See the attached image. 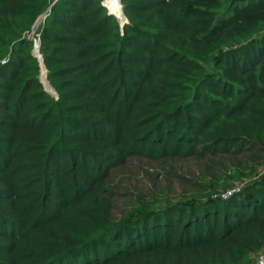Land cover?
<instances>
[{"label":"trees","instance_id":"16d2710c","mask_svg":"<svg viewBox=\"0 0 264 264\" xmlns=\"http://www.w3.org/2000/svg\"><path fill=\"white\" fill-rule=\"evenodd\" d=\"M47 2L0 0V264H246L264 176L120 216L108 180L132 157L264 145V0H122V29L101 0H59L40 45L58 97L25 35Z\"/></svg>","mask_w":264,"mask_h":264},{"label":"rangeland","instance_id":"374dc122","mask_svg":"<svg viewBox=\"0 0 264 264\" xmlns=\"http://www.w3.org/2000/svg\"><path fill=\"white\" fill-rule=\"evenodd\" d=\"M58 1L48 0L31 27L25 32V35L32 40V52L34 54L35 41L39 40L41 45L42 27ZM101 3L109 14L120 20L121 29L126 22H129L124 13L122 0H120L122 12L120 16L122 18L110 12L105 0H101ZM250 31L248 36L264 31V20L253 26ZM246 39H248L247 36L232 42L233 46L245 42ZM6 58L8 55L3 59L6 61ZM3 59L2 61H4ZM40 61L47 70L46 76L43 78L40 68V78L45 87L58 97L56 89L47 76L48 69L43 63V56ZM263 176L264 145L253 147L252 150L249 147H244L238 154L207 155L205 158L167 157L152 160L143 156L132 157L125 165L112 170L108 182L117 193L114 201V214L120 216L128 202L130 200L135 201L136 196L147 197L149 200L157 198L159 204L181 200L180 198L190 195L201 197L207 193H212L213 197L226 199L225 194L230 190H236L234 193L243 192L249 186L260 181ZM248 195L250 196V194ZM263 253L264 244L258 249L250 250L246 254L248 256L247 260L245 259L246 264H256Z\"/></svg>","mask_w":264,"mask_h":264},{"label":"built area","instance_id":"2783aa9c","mask_svg":"<svg viewBox=\"0 0 264 264\" xmlns=\"http://www.w3.org/2000/svg\"><path fill=\"white\" fill-rule=\"evenodd\" d=\"M106 6L109 8V10H110L111 13H114L117 16L122 15V12L121 13H116V12L112 11L108 4ZM120 18H122V16H120ZM34 51H35V55L39 58V60H42V53L40 51V41L39 40H36L35 41ZM46 72H47V70L45 69V67L43 66V64H41V76L43 78L46 76ZM234 192H236V190H230L227 194H225V197L226 198L227 197H230L231 195L234 194ZM256 264H264V253L259 257V259L257 260V263Z\"/></svg>","mask_w":264,"mask_h":264},{"label":"bare ground","instance_id":"6f19581e","mask_svg":"<svg viewBox=\"0 0 264 264\" xmlns=\"http://www.w3.org/2000/svg\"><path fill=\"white\" fill-rule=\"evenodd\" d=\"M106 3L109 5L112 11L121 13V4L119 0H106Z\"/></svg>","mask_w":264,"mask_h":264}]
</instances>
